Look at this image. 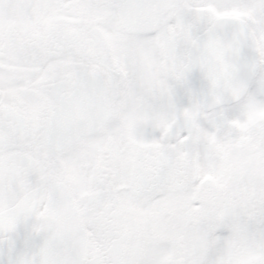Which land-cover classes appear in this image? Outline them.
Wrapping results in <instances>:
<instances>
[{
	"label": "snow or ice",
	"instance_id": "snow-or-ice-1",
	"mask_svg": "<svg viewBox=\"0 0 264 264\" xmlns=\"http://www.w3.org/2000/svg\"><path fill=\"white\" fill-rule=\"evenodd\" d=\"M0 264H264V0H0Z\"/></svg>",
	"mask_w": 264,
	"mask_h": 264
}]
</instances>
